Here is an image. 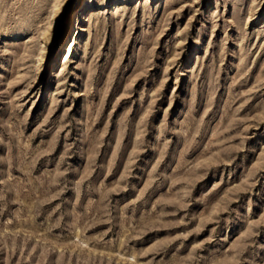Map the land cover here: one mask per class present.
Segmentation results:
<instances>
[{
    "label": "rangeland",
    "instance_id": "374dc122",
    "mask_svg": "<svg viewBox=\"0 0 264 264\" xmlns=\"http://www.w3.org/2000/svg\"><path fill=\"white\" fill-rule=\"evenodd\" d=\"M103 2L0 0V264H264V0Z\"/></svg>",
    "mask_w": 264,
    "mask_h": 264
},
{
    "label": "bare ground",
    "instance_id": "6f19581e",
    "mask_svg": "<svg viewBox=\"0 0 264 264\" xmlns=\"http://www.w3.org/2000/svg\"><path fill=\"white\" fill-rule=\"evenodd\" d=\"M103 3H105V0H104V2ZM118 4V3H117ZM81 18V17H80ZM79 19V18H78ZM249 20H251L250 18H249ZM73 44H74V39H72L71 37L69 38V40L68 41H66L64 44H63V48H62V54H63V56H67L68 54H69V51L71 50V48H72V46H73Z\"/></svg>",
    "mask_w": 264,
    "mask_h": 264
}]
</instances>
